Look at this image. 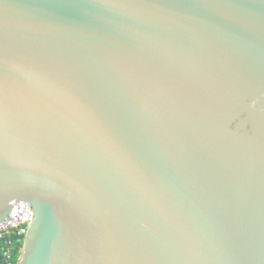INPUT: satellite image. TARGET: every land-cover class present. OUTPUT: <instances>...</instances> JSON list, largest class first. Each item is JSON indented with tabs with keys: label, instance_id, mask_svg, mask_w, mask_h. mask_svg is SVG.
<instances>
[{
	"label": "water",
	"instance_id": "obj_1",
	"mask_svg": "<svg viewBox=\"0 0 264 264\" xmlns=\"http://www.w3.org/2000/svg\"><path fill=\"white\" fill-rule=\"evenodd\" d=\"M16 264H264V0H0V223Z\"/></svg>",
	"mask_w": 264,
	"mask_h": 264
},
{
	"label": "built area",
	"instance_id": "obj_2",
	"mask_svg": "<svg viewBox=\"0 0 264 264\" xmlns=\"http://www.w3.org/2000/svg\"><path fill=\"white\" fill-rule=\"evenodd\" d=\"M10 218L0 223V264L17 263L15 253L20 255L33 218V208L30 203L19 201L13 204Z\"/></svg>",
	"mask_w": 264,
	"mask_h": 264
},
{
	"label": "trees",
	"instance_id": "obj_3",
	"mask_svg": "<svg viewBox=\"0 0 264 264\" xmlns=\"http://www.w3.org/2000/svg\"><path fill=\"white\" fill-rule=\"evenodd\" d=\"M18 253V252H17ZM17 253H15V260H16V262H17V259H18V257H19V253L17 254Z\"/></svg>",
	"mask_w": 264,
	"mask_h": 264
}]
</instances>
